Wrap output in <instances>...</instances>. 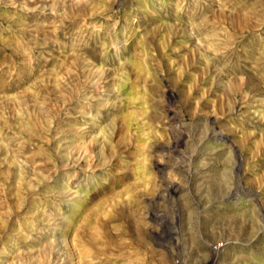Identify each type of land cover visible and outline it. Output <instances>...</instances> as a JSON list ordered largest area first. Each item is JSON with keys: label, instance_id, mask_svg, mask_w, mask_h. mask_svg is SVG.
Segmentation results:
<instances>
[{"label": "rangeland", "instance_id": "obj_1", "mask_svg": "<svg viewBox=\"0 0 264 264\" xmlns=\"http://www.w3.org/2000/svg\"><path fill=\"white\" fill-rule=\"evenodd\" d=\"M214 255L264 264V0H0V264Z\"/></svg>", "mask_w": 264, "mask_h": 264}, {"label": "bare ground", "instance_id": "obj_2", "mask_svg": "<svg viewBox=\"0 0 264 264\" xmlns=\"http://www.w3.org/2000/svg\"><path fill=\"white\" fill-rule=\"evenodd\" d=\"M204 262H205L204 264H214V262H215V255L212 256V257H210V258H208V259H206Z\"/></svg>", "mask_w": 264, "mask_h": 264}]
</instances>
